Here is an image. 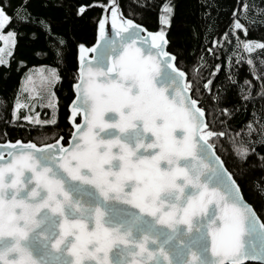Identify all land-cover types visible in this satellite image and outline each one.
<instances>
[{"label": "snow or ice", "instance_id": "1", "mask_svg": "<svg viewBox=\"0 0 264 264\" xmlns=\"http://www.w3.org/2000/svg\"><path fill=\"white\" fill-rule=\"evenodd\" d=\"M28 2L12 8L0 0V66H8L5 51L13 56L19 35L4 30L37 21L51 40L53 63L63 64L67 42L51 36L49 23L33 16ZM261 3L238 0L242 10L232 12L224 39H214L208 53L215 55L230 38L242 53L264 51V42L247 39L250 30L264 27ZM174 7L171 0L162 6L156 31L126 17L119 0L75 8L79 18L89 9L102 14L93 20L95 42L77 45L67 141L54 134L45 137L52 143L39 146L0 143V264H264V180L252 184L258 214L239 182L246 169L234 176L218 154L227 133L209 126L201 106L198 77L204 65L189 78L177 53L168 50ZM246 63L261 81L256 95L264 100V59L259 74L252 58ZM220 70L217 64L210 75ZM227 79L238 84L231 75ZM37 80L45 96L37 91ZM61 81L57 67L30 70L22 91L52 110L51 118L41 121L35 104L21 102L18 90L5 123L23 119L41 129L56 126L58 98L52 89ZM213 83L208 79L204 89L211 92ZM244 84L240 99L251 101L255 89L247 79ZM212 99L218 102L221 95ZM22 109L31 114L19 115ZM218 110L226 117L233 111ZM246 128V135L257 139L229 140L242 165L255 154L251 145L264 146V120ZM260 160L264 167V156Z\"/></svg>", "mask_w": 264, "mask_h": 264}, {"label": "trees", "instance_id": "2", "mask_svg": "<svg viewBox=\"0 0 264 264\" xmlns=\"http://www.w3.org/2000/svg\"><path fill=\"white\" fill-rule=\"evenodd\" d=\"M3 2L11 3L12 8H15L20 0H3ZM166 2L168 0H135V3L133 0H119L123 14L149 31L159 29L158 17ZM171 2L175 6V14L167 33L170 41L168 50L177 53L178 66L188 73L189 78L192 77L193 69L198 64L204 65L198 77L201 106L206 110L209 126L217 132L227 133V136L221 137L218 142V154L234 176H239L241 167L246 169L243 179L239 182L245 199L254 205L259 214L260 202L252 192V184L254 181L264 180V167H261L260 160V157L264 156V146L259 143L251 145L255 147V154L250 155L247 163L242 165L235 156L233 145L229 140L234 138L239 144L241 141L248 143L250 140L257 139L256 136L246 135V126L250 122L264 120V100L256 95L260 90L261 81L250 72V66L246 61L252 58L259 74V59H264V51L257 50L252 54L242 53V49L236 48L235 38H230L231 43L224 41L222 47L218 45L214 49L215 55L207 51L212 47L214 39L217 41L224 39V33L228 31L232 23V12L242 10L239 9V5L251 3L252 0H239V5L238 0H171ZM256 2L260 3L261 0ZM93 3L104 4L107 0H29L28 10L31 14L49 23L52 37H63L67 42L64 48V63L59 66L53 63L51 40L38 26V21L36 24L22 26L13 23L4 30L6 33L16 29L19 35L17 44L12 49L13 56L8 57V66H0V143L20 140L24 143L31 141L39 146L41 143H52V139H45V137H52L54 134L56 138L64 136L62 143L67 141L69 125L66 117L68 105L73 98L70 85L72 73L76 69L77 45L84 43L86 46H91L95 42L96 26L93 20L102 14L99 8L89 9L83 18H79L75 14V8L80 4ZM208 3L212 7L202 6ZM136 4L147 6L139 8ZM261 7H264V3H261ZM12 8L8 9L9 15L13 14ZM242 22L246 23L243 18ZM240 35L241 39H244L243 34ZM247 39L264 42V27L250 30ZM241 55L243 59L237 63ZM202 56L203 60H201ZM217 64L221 66V70L213 77L210 73L215 70ZM41 65L57 67L62 77V81L52 89L58 98L57 125H44L41 129V126L27 123L23 119L5 123V119L11 121L16 93L20 89L25 74L29 69L39 68ZM229 75L232 80L238 82L237 85H233L227 79ZM208 79L214 81L210 85L211 92L203 87ZM245 79L249 80L255 89L253 92L255 98L247 102L240 99V89L248 87L244 84ZM222 88L226 91H221ZM217 94L221 95V100L218 102L212 99V96ZM220 108L233 109L231 116L222 115L218 110ZM34 111L39 113L41 121L51 118L52 110L50 109L35 108ZM24 114L22 111L19 113L21 116ZM5 133H7L6 136Z\"/></svg>", "mask_w": 264, "mask_h": 264}, {"label": "rangeland", "instance_id": "3", "mask_svg": "<svg viewBox=\"0 0 264 264\" xmlns=\"http://www.w3.org/2000/svg\"><path fill=\"white\" fill-rule=\"evenodd\" d=\"M0 46H3V42H0ZM12 50V49H11ZM7 51H8V49H6V51H5V54H4V58L6 59V60H8V56H7ZM33 69H38V68H32V69H29L28 71H27V73H29V71L30 70H33ZM26 79V74H25V76H24V78H23V80H25ZM22 80V81H23ZM22 88H23V85H22V83H21V86H20V100H21V102H25V103H34L35 104V108H39V109H47V108H43V107H41V104H40V100L39 99H36V100H33V101H29L28 99H27V93H25V92H23L22 91ZM37 91L39 92V94L41 95V96H45L47 93L43 90V89H41L40 88V86H39V81L37 80ZM20 111H22V112H24L25 114H31V113H28L27 112V109H22V110H20ZM25 121V120H24ZM25 122H27V123H29L28 121H25Z\"/></svg>", "mask_w": 264, "mask_h": 264}, {"label": "water", "instance_id": "4", "mask_svg": "<svg viewBox=\"0 0 264 264\" xmlns=\"http://www.w3.org/2000/svg\"><path fill=\"white\" fill-rule=\"evenodd\" d=\"M249 264H256V262H249Z\"/></svg>", "mask_w": 264, "mask_h": 264}]
</instances>
